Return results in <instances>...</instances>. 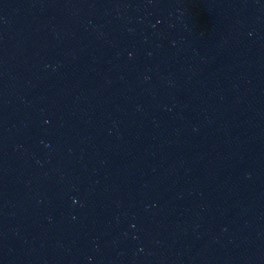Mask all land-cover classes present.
<instances>
[{"label":"water","instance_id":"95a60500","mask_svg":"<svg viewBox=\"0 0 264 264\" xmlns=\"http://www.w3.org/2000/svg\"><path fill=\"white\" fill-rule=\"evenodd\" d=\"M0 264H264V0H0Z\"/></svg>","mask_w":264,"mask_h":264}]
</instances>
